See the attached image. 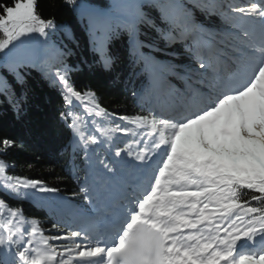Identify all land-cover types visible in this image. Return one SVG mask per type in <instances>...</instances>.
Listing matches in <instances>:
<instances>
[{"label":"snow or ice","instance_id":"snow-or-ice-1","mask_svg":"<svg viewBox=\"0 0 264 264\" xmlns=\"http://www.w3.org/2000/svg\"><path fill=\"white\" fill-rule=\"evenodd\" d=\"M38 3H0V53L6 66L19 82H23L19 69L31 66L63 86L69 110L61 118L74 117L69 127L85 152L90 145L111 142L116 133L131 134L134 139L117 148L115 156L124 154L132 162L122 165L125 174L119 181L124 194L107 207L103 226L89 221L73 228L56 222L52 228L64 234L46 236L39 221H28L22 209L0 199V251L11 256L0 264H264V0L244 5L223 0L191 4L135 0L119 5L132 17L119 26L128 34L133 55L138 54V62L151 75L150 89L163 83L172 68L141 51L156 47L141 40V25L154 29L166 46L192 30H204L195 9L219 11L239 28L230 55L194 50L203 71L178 76L179 86L166 84L168 102L159 112L119 117L101 107L94 92L75 89L64 53L47 54L50 31L58 26L40 15ZM65 3L82 12L87 9L79 0ZM145 7L160 9L167 26H159ZM89 24L94 48L109 69L111 28L97 40L93 16ZM26 43L34 46L26 50L29 58L21 59L14 52ZM39 45L46 46L44 54ZM9 89L7 80H0V92L9 94ZM74 100L82 102L85 119L71 110ZM19 106L14 103L17 110ZM114 119L145 131L138 134L119 123L113 126ZM89 124L94 131L88 130ZM12 146L14 141L0 140V155ZM101 163L117 178L116 168ZM12 167L0 160V190L11 197H27L30 190L58 191L39 179L9 175ZM82 191L90 199L88 188ZM249 192L250 198L243 199ZM253 201L259 206H250Z\"/></svg>","mask_w":264,"mask_h":264},{"label":"trees","instance_id":"trees-1","mask_svg":"<svg viewBox=\"0 0 264 264\" xmlns=\"http://www.w3.org/2000/svg\"><path fill=\"white\" fill-rule=\"evenodd\" d=\"M9 2L10 0H0V3ZM79 2L87 6L85 11L66 5L65 0H39L40 15L46 19H53L58 26L55 31H50L47 54L55 57L59 53H64L63 62L70 69L69 78L72 85L81 93L94 92L97 102L107 109L108 113L115 114V117L147 115L144 111L145 104L136 96L138 87L146 76L145 68L142 62H138V57L133 55L127 32L119 26L123 22L120 18H132L119 5L135 0H79ZM176 2L191 4L192 0ZM223 2L246 3L243 0ZM143 10L159 26H167L160 18V9L145 7ZM194 15L204 30H194L195 32L167 46L165 42L157 39L154 29L146 25L140 26L141 40L146 44L151 42L156 45L155 48H143V53L171 66L172 71L165 73V76L169 77L167 83L170 85L179 86L177 76L179 74L185 76L193 67L191 63L196 62L194 50L201 49L197 36L212 37L219 31L229 28L227 26L230 21L219 11L195 9ZM90 16L95 18L97 40H102L106 29L111 28L108 53L112 56L113 63L109 69L103 67L100 53L94 48L89 30ZM39 47L44 54L46 46ZM19 71L23 76V82L17 80L5 63L0 67V80H7L10 85L9 94L0 92V140L6 138L14 141V146L9 148L6 154L0 155V160L14 166L8 170L9 175L39 179L58 191L40 193L30 190L31 195L27 197L13 198L0 190V199L6 201L12 208L22 209L28 221L32 219L39 221L45 235L64 234L57 233L52 224L62 222L71 226L74 222L73 214L66 207L72 212L89 213V199H85V192L82 189L87 184L85 177L87 176L88 180L90 166L97 172L103 170L104 173L113 176V173H109L103 167L101 161L111 166L114 163L118 172L123 173L122 165L125 160L131 161V157L122 154L121 162L117 161L115 151L117 148H124L134 137L131 134L125 136L116 133L111 142L103 141L101 138L103 142L90 145L86 155L80 148L72 128L69 127L74 117L67 120L61 118V113L69 110L64 101L63 86L53 84L34 67L25 66ZM16 102L20 104L19 110L14 107ZM77 103L79 108L72 106L71 110L83 120L85 113L82 102ZM115 123L129 127L138 134L145 131L118 119H114L113 126ZM88 130L94 131V125L89 124ZM135 138L138 139L139 136ZM102 146L108 153L103 151ZM252 194L247 193L243 199H249ZM60 198L64 199V203ZM250 206L259 205L253 201ZM26 227L30 229V225ZM10 260L9 255V259L5 261Z\"/></svg>","mask_w":264,"mask_h":264},{"label":"rangeland","instance_id":"rangeland-1","mask_svg":"<svg viewBox=\"0 0 264 264\" xmlns=\"http://www.w3.org/2000/svg\"><path fill=\"white\" fill-rule=\"evenodd\" d=\"M193 31V30H192ZM239 32V28H238V31H231V32H221L220 34V36H223V37H225L226 39H227V41H228V43H227V45L228 46H226V49L225 48H222V49H219L218 51L219 52H222V53H226V54H228V55H230L231 54V52H232V48H231V45L232 44H234V43H236V35H237V33ZM217 39H218V36H215ZM210 38H207V40H209ZM201 41H202V43L203 44H205L204 42L206 41V40H204V39H201ZM210 42H214V40L213 39H210L209 40ZM219 41H221V40H219ZM226 43V42H225ZM34 45H32L31 43H26L25 45H22L21 47H20V49H18V50H16L15 52H14V54L15 55H17L19 58H21V59H28L29 57L26 55V50L27 49H29V48H32ZM227 51V52H226ZM3 58H4V53H3V56H2ZM3 63H5V60L3 59ZM6 64V63H5ZM203 70H196V72H202ZM163 86H165V85H158V87H155V89H157V90H159V89H163ZM152 106H153V108L157 111V112H159L160 111V109H161V107L162 106H164V103L159 99L158 101H157V104L155 103V104H152ZM118 190L119 189H115V188H113V187H111V186H109L108 187V190L107 191H105V190H103L102 191V193H103V196H104V200H105V203H110V202H114L115 203V201L116 200H118L119 199V192H118ZM95 221V220H94ZM89 222V220H84V221H81L80 222V224H79V226H83L84 224H86V223H88ZM77 227V226H76ZM51 243L53 242V241H50ZM1 254L2 255H5L6 254V250H4V251H1ZM66 258V257H65ZM73 264H75V261L73 262Z\"/></svg>","mask_w":264,"mask_h":264}]
</instances>
